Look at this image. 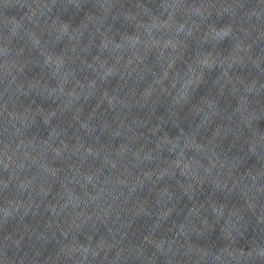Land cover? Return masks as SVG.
<instances>
[{
    "label": "clouds",
    "instance_id": "1",
    "mask_svg": "<svg viewBox=\"0 0 264 264\" xmlns=\"http://www.w3.org/2000/svg\"><path fill=\"white\" fill-rule=\"evenodd\" d=\"M154 2L158 11H153L149 7V3ZM146 3L148 9L150 10L152 17H158L159 21L162 22L165 28H176V43L173 45V51L177 52L179 59H173L168 64V69L164 73L163 79L168 80L169 76L180 77L184 73H195L186 81L184 85V92L181 95L180 100H175L174 90L177 88L179 80H173L170 84L164 85L160 90V95L156 102V115L158 117H164L168 109H175L178 115L181 117L180 124L173 128L166 120L161 123L160 120H152L149 123L143 125L142 128L135 130V137L132 139L125 138L121 139L122 120L117 121L112 116L109 119L108 113L112 110L107 109L106 112H101L97 115L93 122L100 121L99 125L92 124L93 130L98 131L100 134L96 137H89V140L93 145L99 146L101 151L107 150L110 155L107 159H101L99 155H93V148H87V155L93 157V161L90 163L88 160H84L80 163V168H84L85 165L95 169L96 176H87L88 186L82 189L87 200L95 204L98 201H103L105 197H109L112 202L118 200L127 189V180L125 179V174L136 177L139 180L149 170L153 171V175L156 179L160 176L157 174L161 169H167L169 166L174 165L175 168L180 170L182 174L185 169H191L193 166L196 167L197 173L203 171V173H209L216 171L218 169L213 163L212 154L208 151V145L206 137H211L215 132L217 127L221 124L230 123L233 128V132L228 136L231 140L234 136L239 134L242 137L241 143L235 149L233 153V159L236 156L247 155L250 151V141L251 132L244 126L241 122L240 116H235L232 121H215L209 126H203L202 121L205 119L206 112L208 109L199 104V96L203 93H196L193 88V80L198 79L199 75L208 71L212 65H222V60L225 57L224 51H222V45L227 44V48L231 49L232 45L228 42V37L230 35H235L237 37L248 35L249 30L255 25H260L264 27V0H240L237 7L240 9L234 18H230L229 21L220 23L224 20L222 15H218L215 21L209 16L203 24H199L196 21L190 19H179L178 13L173 17L168 16V9L164 6V0H149ZM137 4H145L144 0H137ZM24 8H28V4L21 5ZM47 5L36 4V7ZM191 7V4L187 5ZM79 7V6H78ZM55 8V5L52 6ZM66 11V10H65ZM50 15L48 20H51L55 24L56 19L60 15L49 9ZM79 12H84L83 7H79ZM31 16V18H29ZM36 12L32 11L31 15L26 11L23 16L19 19L13 18V23L15 24V29L10 33L5 32L2 36V47L3 54L5 57L13 56L12 61L4 60L3 64V75L0 76V84L3 85V97L8 99L4 100L3 106L0 107V147L3 149V155L6 158L11 159L8 156L9 151L13 146H15L17 152L21 151V147L28 140V135H26V128L21 132L18 131V127H21L16 121L17 117L21 114L16 113V103L19 102L21 108L24 106L31 107L33 104L36 105L38 109L40 105L38 104L37 98L41 101L47 102L51 97H33L31 92H25V88L28 86V82L35 80L37 77L31 75L33 68L37 67V63L49 64L52 56L47 55L44 57L43 61L38 59L43 53L40 52L39 45L41 41L48 37V33L43 31L44 24L40 21L35 20ZM55 17V19H53ZM44 18L42 17L41 20ZM61 19V18H60ZM62 20V19H61ZM151 18H147L140 21V24H146L150 22ZM64 21V20H63ZM23 22V23H22ZM66 22V21H65ZM46 24L47 21H44ZM191 25V27L189 26ZM229 26L228 30L225 31V26ZM24 28L25 35L20 34L19 29ZM202 33V35H201ZM215 33L216 36L221 37L217 40L214 45H209L206 52H202L203 59L199 61V68L202 71H196V60L197 54L201 52L205 45H208L207 37ZM181 36H187L186 40H181ZM140 42L138 37L137 43ZM172 40L169 38L166 43H171ZM59 42H56L53 47H58ZM243 50V49H242ZM230 66V69L231 70ZM219 69V68H217ZM160 71V68H156V72ZM217 70L212 72V75L217 74ZM41 81L47 74L41 75L38 73ZM149 77L151 81L154 78ZM11 77V80L9 78ZM55 80V76L52 77ZM160 80L158 84H162ZM18 86V89L14 91V88ZM101 90H103L106 85L101 81ZM143 83L137 84V88H143ZM67 90V83L60 87V92L63 94ZM75 91L72 90L70 94ZM0 97V98H3ZM27 101V103H26ZM52 105L54 107L57 105L56 100H52ZM77 107L82 106V103H78ZM147 106V105H146ZM11 107L12 111H9ZM53 108V107H52ZM163 108V112L160 109ZM51 109V108H50ZM139 111H148V106L145 108H140ZM126 118V117H125ZM117 122V130L114 134L108 132V127L111 123ZM107 125L108 127H105ZM155 129V131H154ZM167 129V130H166ZM259 131L264 133L259 127ZM86 132V131H85ZM164 133L170 134V139L167 143L161 144L162 137ZM103 137V139H102ZM64 143V140L62 141ZM85 143V141H83ZM193 145H196L195 147ZM67 146V145H65ZM59 157L60 153H55ZM29 158V154L25 153V159ZM254 158V161H253ZM70 161H65V165L68 166ZM179 162V163H177ZM23 163V162H22ZM72 163V162H71ZM73 164V170H75V164ZM247 164H260L261 170L264 171V145L257 146V155L250 156ZM244 169H240V173H243ZM4 172H8V167L5 166ZM119 173V175H117ZM93 178H98L99 183L92 184ZM181 177L177 176L175 171L173 175L169 178L170 180H178ZM107 181V183H105ZM21 183H23L21 181ZM109 185H113V190L110 191ZM5 193L4 196L7 199V190L11 187L9 182H5ZM90 189V190H89ZM18 198H14L16 200ZM103 207V203L100 205ZM111 205H109L110 207ZM215 212V209H212ZM3 227H0V231L4 232V248L7 249L9 245L14 246L16 249H21L24 241V231H21V225L25 223V219L17 220V231L16 235H12L7 232V216ZM228 215L224 213L220 218V222H223L224 216ZM208 217H206L207 219ZM91 219V216L89 217ZM213 222H216L215 216H212ZM202 227V225H198ZM219 234H220V229ZM24 233V234H22ZM260 239L254 240L251 243L241 244L240 241H247L249 239L248 235L244 238H237L235 243L232 245L233 255L228 257V262L237 261V254L240 255V264H264V251L256 253L255 256L252 253L258 247H264V231H260ZM63 235V233H62ZM78 235H84L83 232ZM195 236L200 239L199 233L192 235L191 239ZM78 238V237H77ZM29 239L31 237L29 236ZM66 239V237H65ZM94 239V236H93ZM203 239H210V236H204ZM207 243V242H206ZM205 243V244H206ZM220 247L213 246L212 248L205 251L203 254L200 253L199 256H193L192 264H217L219 259V254L221 252ZM71 259V257H69ZM3 264H17L15 258H9L7 252L5 251L3 256L0 257ZM19 264H26V258L20 259Z\"/></svg>",
    "mask_w": 264,
    "mask_h": 264
}]
</instances>
